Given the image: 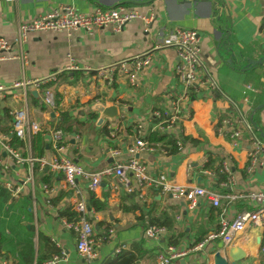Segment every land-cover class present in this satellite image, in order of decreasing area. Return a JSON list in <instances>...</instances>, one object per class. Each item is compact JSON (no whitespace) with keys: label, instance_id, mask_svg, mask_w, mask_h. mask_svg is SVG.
<instances>
[{"label":"crops","instance_id":"crops-1","mask_svg":"<svg viewBox=\"0 0 264 264\" xmlns=\"http://www.w3.org/2000/svg\"><path fill=\"white\" fill-rule=\"evenodd\" d=\"M64 3L83 12L123 4L144 13L152 7L155 16L148 33L143 23L134 19L118 32L103 28L92 33L75 30L30 34L24 43L26 64L22 66L13 58L0 61V85H9L22 76L53 77L39 87H29L25 96H8L0 101V118L5 112L9 115L8 119H3L7 126L11 127L10 110L24 105L29 119L37 122L41 129L50 130L66 112L70 121L84 123L83 133L78 129L65 134L68 157L91 169L128 158L126 145L134 140L136 125L143 123L147 127L151 112L165 108L169 94L179 93L173 73L177 63L175 50L172 47L153 50V45L173 27L191 28L199 33L201 57L217 89L190 90L188 101L180 108L177 134L181 145L176 153L168 154L156 143L153 151L141 153L139 159L151 174L163 173L178 184L202 185L222 195L264 188V163L252 173H246L247 135L238 145H233L228 137L216 133L224 114L236 115L231 104L234 102L264 140V0H0V35L12 42L19 22L32 21L50 7ZM147 51L152 52L151 62L137 72L134 85L123 74H117L108 84L95 73ZM247 84L253 90L246 92L245 101L243 90ZM48 92L53 96L54 108L44 102ZM99 105L117 106V115L113 119L105 117L98 124ZM248 113L256 121V127L249 121ZM106 121L122 124V130L111 144L106 143L105 133L97 132L98 126ZM150 132L153 131H148L146 137ZM42 134V139L51 146H47L43 156L49 157L54 153L52 142L47 133ZM171 138L174 139L172 135ZM109 147L120 148V154L112 155ZM15 148L24 151L21 147ZM209 160L212 168H204ZM223 161L231 169L232 184L226 183V175L224 180H218L217 172L223 174L219 170ZM0 162L3 163L0 165V257L13 264H35V259L32 262L24 259L22 250L31 243L34 254L40 253L43 242L39 235L49 238L60 250L59 259L51 264H105L115 259L118 253L114 250L119 246L124 247L121 253H138L135 264H156L158 248L167 245L183 248L200 241L216 229L219 215L232 217L242 208L251 207L246 197L222 198L218 207L200 198L196 207L189 210L185 201L162 194L154 187L143 189L142 196L138 192L126 193L114 175L103 178L94 191L78 181L85 200L88 202L92 192L103 206L89 214L101 243L96 257L88 260L77 254L73 232L58 220V210L68 196L65 189L57 192L60 177L45 167L35 170V163L31 171L25 164L15 165L2 152ZM205 169L211 173L206 174ZM31 173L29 181L27 176ZM7 182L20 188L17 195L6 187ZM44 186L51 196L49 203L45 201ZM62 192L63 196L56 201ZM66 204L69 206L72 200ZM151 218L166 228L158 241L143 237ZM219 248L224 249L229 261L236 260V264H264V217L260 224L237 235L232 243L221 245L217 241L203 260L197 253L178 258L171 264H213V253ZM47 261L42 264H50Z\"/></svg>","mask_w":264,"mask_h":264},{"label":"built area","instance_id":"built-area-1","mask_svg":"<svg viewBox=\"0 0 264 264\" xmlns=\"http://www.w3.org/2000/svg\"><path fill=\"white\" fill-rule=\"evenodd\" d=\"M154 12L152 7L147 12H140L134 7L119 4L111 7H95L88 12L78 10L69 3L58 4L50 7L38 17L29 22H19L16 26V34L12 42L0 35V61L7 58L17 59L22 66L27 63L28 57L24 49V43L32 33L52 31L67 33L75 30H82L86 33H92L97 29L110 28L118 32L123 26L134 19H139L143 23L145 31L149 30L150 24L154 21ZM163 47H172L177 56V63L174 67V76L178 86L179 93L175 96L169 94L167 106L163 109L153 110L148 121V128L143 123H138L134 128V140L126 145L128 158L114 162L98 169H91L84 166L79 161L73 160L65 153V133L60 129H45L44 133L50 137L54 153L49 157H34L31 150L30 136L33 133L41 131L37 122L29 119L26 106L19 109L10 110L12 117L10 135L24 142V151L13 147L9 143L7 134L0 132V153H4L8 160L15 165H27L30 171L34 163H38L40 169L45 167L55 175L60 177L59 190L65 189L68 196L64 197V202L72 200L69 206L64 203L60 209L69 208L77 215L75 220H68L66 217L59 216V222L65 229L73 232L75 238V250L83 259H93L97 255V248L101 243V238L96 236L93 223L89 220V214L93 212L88 202L82 195L80 181L90 190H96L102 179L114 175L118 178L121 186L126 193L138 192L142 196V190L149 187L156 188L162 194H169L172 198L186 202L187 209L192 210L196 207L200 198H205L208 202L218 207L222 198L238 199L246 197L250 201V208H242L232 217L219 215L216 229L208 232L200 241L178 248L173 245L162 246L158 248L156 254V264H171L178 258L186 255L199 253L200 260H203L205 253L208 252L218 241L221 245H228L233 242L237 235L243 233L247 228L261 223L264 217V188L253 192H236L222 195L214 189L202 185H183L170 180L163 173L151 174L144 161L139 159L143 152L154 150L147 139L148 131L157 130L160 133L172 135L176 145L180 149L181 140L177 134L179 122H181V106L189 99L191 89L205 87L211 91L217 89V85L212 76L206 71L204 61L201 57L200 36L198 31L191 28L173 27L170 29L158 43L153 45V50ZM151 51L136 55L129 61H121L117 64L100 68L95 71L98 77L103 78L108 84H111L117 74H123L128 78L131 85L135 84L136 74L143 67L151 62ZM53 76L46 79H35L21 77L9 85H0V101L5 97L18 98L25 96L29 87H39L41 84L49 81ZM16 90V91H14ZM253 90L249 84L245 85L243 90V99L247 101L246 92ZM20 93V94H19ZM45 104L54 108V99L50 92L45 94ZM231 102V101H230ZM236 109V115L224 114L216 128L218 136H226L233 145H238L243 137L247 135L249 147L246 150L248 165L246 173H252L258 165H263L264 161V140L254 131L251 124L239 110L236 103H232ZM121 121H106L105 141L108 144L114 143L119 132L122 130ZM78 139V135L74 136ZM178 149V150H179ZM112 155L118 156L120 148L109 147ZM3 166V163L0 162ZM220 172L226 175V183L232 184L233 177L231 169L226 161H223L219 167ZM206 174H210L209 169H205ZM27 180H32V173L27 176ZM6 187L17 195L20 191L18 186L6 183ZM46 202L49 203L51 196L48 189L44 186ZM245 198V199H246ZM59 211V210H58ZM166 233L164 226L149 225L143 231V237L158 241ZM123 246L116 247L114 253L123 250ZM264 250V249H263ZM63 252H61V256ZM59 259L58 255L46 263H55ZM0 264H13L7 259L0 257Z\"/></svg>","mask_w":264,"mask_h":264},{"label":"trees","instance_id":"trees-1","mask_svg":"<svg viewBox=\"0 0 264 264\" xmlns=\"http://www.w3.org/2000/svg\"><path fill=\"white\" fill-rule=\"evenodd\" d=\"M56 102V101H55ZM9 115L7 112L4 113V116L0 118V131L3 133H6L9 139V143L13 147H21L24 148V142L18 138H16L14 135H10V126H7V121H3V119H8ZM248 119L252 123L253 126L256 127V121L253 119V117H250L248 113ZM95 122V121H94ZM83 122L80 121H70L69 116L67 115L66 112L62 113L60 115V120L56 121V124H52L51 130H56L60 129L63 133L68 134L71 132H76L78 129L82 132L83 130L81 127L83 126ZM77 127V129H76ZM87 129H90V126L87 127ZM45 129H42L41 131H38L34 134L31 135V150H32V155L35 157H40L43 155L44 150L47 149L48 145L47 142H45L42 139V133H44ZM98 134L105 133V128L103 125L98 126ZM147 141L151 145H155L156 143H159L161 148L165 150L166 153L168 154H174L178 151V145H176L175 140L171 138L170 135L165 134V133H159L158 131H153L150 132L147 137ZM51 147V146H50ZM212 161H207L204 165V168H212ZM35 170L40 169L39 164L36 162L35 163ZM43 170V168L41 169ZM218 175V180H224L225 179V174H221L217 172ZM64 192L60 193L57 195L55 200L57 201L63 196ZM53 201V200H52ZM54 202V201H53ZM100 201L93 195L91 192L89 197H88V205L94 210H99L103 206ZM59 216L66 217L68 220H75L77 218V215L74 211L70 210L69 208H64V209H59L58 211ZM158 225V226H163L161 222H158L156 219L151 218L150 221L148 222V225ZM146 226V227H147ZM145 227V228H146ZM39 240L43 242V250L40 253H37V255L34 254L33 252V246L32 244H28V246L23 247V252L22 255L24 259L27 262H32L35 259V264H42L44 261L50 260L53 256L58 255L60 253V250L55 248L49 238L43 235H39ZM138 253H135L134 251H125V252H119L117 256L115 257L114 260L107 262L105 264H135V262L138 260Z\"/></svg>","mask_w":264,"mask_h":264},{"label":"water","instance_id":"water-1","mask_svg":"<svg viewBox=\"0 0 264 264\" xmlns=\"http://www.w3.org/2000/svg\"><path fill=\"white\" fill-rule=\"evenodd\" d=\"M152 23L150 24L149 29L151 28ZM148 32H149V30L146 31V33H148ZM97 109L101 112V117H100L99 121L97 122L98 124H100L102 122L103 118H105V117L113 119L117 115V111H118V108L115 105H111V106H107V107H103L102 105H99V106H97ZM120 110H121V108H120ZM212 259H213V264H236V260L229 261V259L227 258L223 248L217 249L213 253Z\"/></svg>","mask_w":264,"mask_h":264},{"label":"rangeland","instance_id":"rangeland-1","mask_svg":"<svg viewBox=\"0 0 264 264\" xmlns=\"http://www.w3.org/2000/svg\"><path fill=\"white\" fill-rule=\"evenodd\" d=\"M1 132V131H0ZM3 133V132H2ZM83 133V132H82ZM6 134V133H5Z\"/></svg>","mask_w":264,"mask_h":264}]
</instances>
